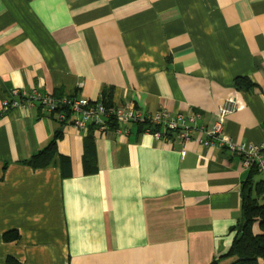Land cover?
<instances>
[{
	"label": "crops",
	"instance_id": "0c3cea01",
	"mask_svg": "<svg viewBox=\"0 0 264 264\" xmlns=\"http://www.w3.org/2000/svg\"><path fill=\"white\" fill-rule=\"evenodd\" d=\"M15 88L201 113V127L234 97L225 132L261 143L264 0H0V264H210L230 249L250 173L241 156L204 146L201 131L168 143L138 125L79 130L38 105L3 112ZM57 130L68 176L58 158L26 163Z\"/></svg>",
	"mask_w": 264,
	"mask_h": 264
},
{
	"label": "built area",
	"instance_id": "2783aa9c",
	"mask_svg": "<svg viewBox=\"0 0 264 264\" xmlns=\"http://www.w3.org/2000/svg\"><path fill=\"white\" fill-rule=\"evenodd\" d=\"M38 105L58 122L79 130H85L90 125L102 132L114 128L117 133L129 132L123 125H138L147 123L143 132L152 134L157 140L172 142L174 137L182 143L196 138V131L202 132L200 142L206 147H222L238 154L243 159L246 169L256 167L264 172V141L261 143L239 142L225 132L228 115L237 109L234 97L227 98L218 108L216 119L207 126H198L201 113L185 115L170 113L161 109L155 113L134 106H121L114 103L93 101L84 97L56 96L44 93L38 89L27 90L15 88L9 98L2 100L3 112L18 107ZM116 124V126H112Z\"/></svg>",
	"mask_w": 264,
	"mask_h": 264
},
{
	"label": "trees",
	"instance_id": "16d2710c",
	"mask_svg": "<svg viewBox=\"0 0 264 264\" xmlns=\"http://www.w3.org/2000/svg\"><path fill=\"white\" fill-rule=\"evenodd\" d=\"M236 84L241 87L250 89L254 86L246 77H238ZM107 104H111L112 102ZM67 125V122H59ZM147 123L138 124L140 131L145 130ZM113 127L116 124L112 125ZM88 128L96 129L95 125ZM62 135L61 130H57L54 138L50 143L34 154L26 161L27 164L34 168L48 167L55 163L56 158L65 171V176L71 174V160L68 156L60 154L57 151V139ZM84 170L86 173L97 171L95 164L96 145L94 136L87 134L84 138ZM247 179L242 184V220L238 225L237 234L230 249L219 258L214 259L210 264H220L223 259H232L229 264H264V179H257L261 173L256 167H252ZM258 223L260 233L253 230L254 224ZM18 234H7L5 239L15 240ZM5 264H23L14 256H8Z\"/></svg>",
	"mask_w": 264,
	"mask_h": 264
},
{
	"label": "rangeland",
	"instance_id": "374dc122",
	"mask_svg": "<svg viewBox=\"0 0 264 264\" xmlns=\"http://www.w3.org/2000/svg\"><path fill=\"white\" fill-rule=\"evenodd\" d=\"M260 178H264V173H260V174L257 176V179H260Z\"/></svg>",
	"mask_w": 264,
	"mask_h": 264
}]
</instances>
